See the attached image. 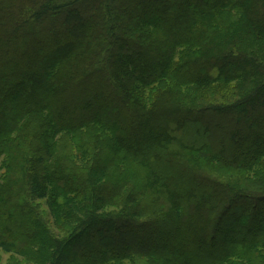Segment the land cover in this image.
Wrapping results in <instances>:
<instances>
[{
	"label": "trees",
	"instance_id": "16d2710c",
	"mask_svg": "<svg viewBox=\"0 0 264 264\" xmlns=\"http://www.w3.org/2000/svg\"><path fill=\"white\" fill-rule=\"evenodd\" d=\"M260 175L264 0H0L1 251L264 264Z\"/></svg>",
	"mask_w": 264,
	"mask_h": 264
},
{
	"label": "rangeland",
	"instance_id": "374dc122",
	"mask_svg": "<svg viewBox=\"0 0 264 264\" xmlns=\"http://www.w3.org/2000/svg\"><path fill=\"white\" fill-rule=\"evenodd\" d=\"M177 92V95L179 96V98L184 101L182 98H187L189 95L188 93H191L190 90L188 88H181V89H177L175 90ZM169 94L174 95V92H172V90H168ZM76 144L79 145V148L77 149V147L75 146ZM85 142H76L74 144H72L69 149L71 151V154L74 155L77 153V155L83 151V149H86L85 147ZM98 149L96 150H101L104 151L106 149V142L100 141L98 144ZM129 180H133L134 176L130 175ZM264 175H260L259 178H255L254 180H252L251 182L248 183V186H252V183L255 184V186L257 185V187L261 190H264V187H262L263 185L260 184H264ZM262 187V188H261ZM38 207L39 210L45 215L47 216V210L46 207L43 205V203L41 201H36L35 203ZM112 210H115V208H111ZM49 224L51 225L50 220L48 219ZM254 263V260H253ZM0 264H29L24 258L19 257L18 255L14 254L13 252H3L0 250ZM122 264H139L135 261H124L122 262Z\"/></svg>",
	"mask_w": 264,
	"mask_h": 264
}]
</instances>
